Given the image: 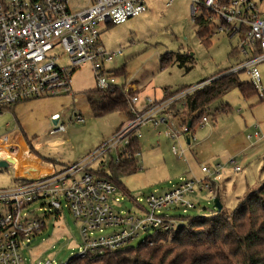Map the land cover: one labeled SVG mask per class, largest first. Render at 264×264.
I'll list each match as a JSON object with an SVG mask.
<instances>
[{
  "label": "rangeland",
  "instance_id": "obj_1",
  "mask_svg": "<svg viewBox=\"0 0 264 264\" xmlns=\"http://www.w3.org/2000/svg\"><path fill=\"white\" fill-rule=\"evenodd\" d=\"M254 1L264 11V0ZM86 2L70 0V5L77 9V3L83 6ZM146 3L147 10L137 16L117 24L100 25L101 44L107 52L115 55L107 67L115 69L124 66L125 74L117 75L116 81L118 84L125 82L131 95L152 98L162 95L159 99H163L167 90L174 91L183 86L193 88L212 76L232 70L243 61L245 55L238 50V36L229 38L213 32L208 45L201 41L198 27L191 17L190 0H173L169 6L165 0H146ZM54 51L60 55L58 64L65 66L67 55L61 48ZM166 53L172 55L171 60L161 66V57ZM261 68L264 69V65ZM238 77L241 81H248L244 72L238 73ZM70 87L69 93L30 99L19 103L13 111L4 110L0 114V136L19 132L30 154L41 160H55L56 169L85 160L104 139L125 124L131 114L129 112L126 116L120 111L100 117L91 114L85 92L95 89L96 82L90 64H83L73 71ZM183 104L184 101L180 100L165 109L168 123L154 125L148 122L137 129L139 168L119 180L121 187H117L116 193L110 197L116 211L139 214L133 199L143 204L146 195L164 192L180 179L204 178L206 174L201 171L202 162L210 170L220 165V180L224 178L220 181L221 200L228 209H233L242 197L264 183V170L261 169L264 153L248 163L243 160L252 157V150L242 153L244 146L255 140L254 137H247V133L254 132V123H259L264 133V100H260L257 94L244 99L238 89L230 90L210 103L206 114L208 121L203 126L198 125L194 133L189 132L194 137L190 143L186 141V134L181 132V125L190 117L183 110ZM226 105L229 108L223 109ZM53 115H57V122ZM76 115L83 120L74 121ZM61 124L65 129L55 131ZM173 132L180 133L178 139L171 138ZM172 145L176 148L182 146L184 156L174 154ZM119 149L112 151L114 158ZM231 159L234 161L231 162ZM91 166L97 168L98 162ZM235 166H239L240 170L235 171ZM16 174V166L11 163L0 167V188L13 186ZM124 189L130 196L123 192ZM115 197L120 200L114 202ZM190 197L194 207L184 210L173 205L163 209L162 213L179 217L209 214L216 210L209 191L196 190ZM40 205L36 201L29 208L34 209V214L52 213L44 218L45 228L35 235L28 246L21 247L24 264H43L47 259L58 264L65 263L80 253L78 224L64 203L57 214L48 211V208L40 210ZM110 230L105 229L104 232ZM153 232L141 233L125 247L137 246ZM168 241L165 238L162 243Z\"/></svg>",
  "mask_w": 264,
  "mask_h": 264
},
{
  "label": "built area",
  "instance_id": "obj_2",
  "mask_svg": "<svg viewBox=\"0 0 264 264\" xmlns=\"http://www.w3.org/2000/svg\"><path fill=\"white\" fill-rule=\"evenodd\" d=\"M190 1L191 17L197 27L203 24L210 33L225 34L229 38L238 36V50L245 57L223 74L246 73L257 96L263 98L264 11L254 0ZM172 2L165 0L167 6ZM78 5L77 9L72 8L70 0H0V114L30 99L69 93L72 73L83 64H90L97 89L113 90L117 86L116 77L107 67L115 55L102 46L100 25L121 23L143 13L147 10L146 0H87L83 6ZM56 48L67 55L65 66L58 64L60 55L55 53ZM209 81L159 100L128 95L130 118L85 160L44 175L16 174L13 186L0 188V264H24L21 247L28 246L45 228L44 218L52 212L34 214L29 206L36 201L41 203L40 210L48 208L56 214L64 203L79 227L80 255L125 248L149 230L153 234L143 240L148 238L150 244H153L151 236L157 231L169 235L177 223L162 210L173 205L184 210L194 207L190 195L196 190L205 189L213 196L209 181L220 179L219 164L214 170L202 165L204 178H183L164 192L146 195L143 204L138 202L139 214L116 211L110 202L117 191L116 185L85 169L94 162L105 168L112 151L120 147V152L141 125L168 123L165 109ZM124 87L128 89L127 85ZM53 118L58 121L57 115ZM82 120L80 115L75 116L74 121ZM207 121L203 117L199 125ZM64 129L61 124L55 131ZM181 132L189 140L194 139L187 124L181 125ZM254 135L259 136V132L255 131ZM170 136L178 139L180 133L173 132ZM19 138L22 140L19 132L0 136V160L15 165ZM172 151L179 157L184 156L182 146L172 145ZM118 158L119 153L115 160ZM234 170L240 167L235 166ZM119 200V197L113 199ZM105 229L111 230L105 233ZM43 264L58 263L47 259Z\"/></svg>",
  "mask_w": 264,
  "mask_h": 264
},
{
  "label": "trees",
  "instance_id": "obj_3",
  "mask_svg": "<svg viewBox=\"0 0 264 264\" xmlns=\"http://www.w3.org/2000/svg\"><path fill=\"white\" fill-rule=\"evenodd\" d=\"M197 34L203 43H210L209 37L212 33L209 32L208 26L200 25ZM171 56L170 53L162 55L161 66L167 65ZM110 70L115 77L125 74L124 66ZM218 75L210 77L207 84L193 90L183 100L182 108L190 116L184 124L189 123L188 131L191 133H194L202 118L207 117L210 103L230 90L238 89L244 99L257 94L249 81L239 79L238 73ZM124 86L125 82L117 84L113 90L95 88L86 91L91 114L100 117L120 111L128 116V95L131 91ZM188 87L190 86L179 87L174 91L167 90L166 97ZM260 100H264V97ZM228 106L222 108L228 109ZM138 153V138L136 135L130 136L128 144L120 150L117 161L110 154L106 168H100V165L93 168L90 165L85 170L112 182L116 187H121V177L138 170ZM48 162L53 166L57 163L55 160ZM66 167L68 164L58 169ZM58 169L56 171H59ZM261 169L264 170V163ZM209 182L213 196L219 194L222 204L220 211L196 216H173L177 222L176 228L169 235L167 232L157 231L151 236L153 244L146 238L137 246L77 254L68 259L66 264H264V183L242 197L233 209H228L221 200L220 183L212 180ZM123 192L130 196L126 189ZM133 201L139 208L137 199ZM165 238L169 241L162 243Z\"/></svg>",
  "mask_w": 264,
  "mask_h": 264
},
{
  "label": "crops",
  "instance_id": "obj_4",
  "mask_svg": "<svg viewBox=\"0 0 264 264\" xmlns=\"http://www.w3.org/2000/svg\"><path fill=\"white\" fill-rule=\"evenodd\" d=\"M161 97L162 95L159 97H153V98L159 99ZM15 107H13V110ZM252 127L254 128V132L247 133V137L250 139L254 137L255 140L254 142L248 143L247 146H244V148L242 149V153L252 150L253 154L251 158H244L243 161L245 163H248L249 161L254 159V157L256 159L258 154L264 153V133L262 132L259 123H254ZM255 131L259 132V136L254 135ZM17 143L20 145V149L16 155V161H15L17 175L38 176V175H44V173L48 174L56 170L55 166L50 164L48 161H43L38 156H32L30 154V150L28 149L26 143L23 140V137H22V140L21 138H19ZM18 157L20 158L18 159ZM231 160L234 161V159H231ZM202 164L206 165L205 162H202ZM45 169H48V172H45ZM221 180L219 179L217 182L220 183Z\"/></svg>",
  "mask_w": 264,
  "mask_h": 264
},
{
  "label": "water",
  "instance_id": "obj_5",
  "mask_svg": "<svg viewBox=\"0 0 264 264\" xmlns=\"http://www.w3.org/2000/svg\"><path fill=\"white\" fill-rule=\"evenodd\" d=\"M188 125H189V123H188ZM186 141H187V143L190 142L188 137H186ZM7 164H8V162L6 160H0V167H5V166H7ZM213 205L217 211H220L222 209V204L219 201V194L218 193H216V195L213 197Z\"/></svg>",
  "mask_w": 264,
  "mask_h": 264
}]
</instances>
